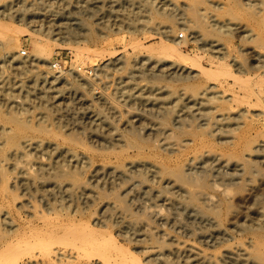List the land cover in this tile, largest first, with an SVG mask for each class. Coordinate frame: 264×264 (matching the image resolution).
Masks as SVG:
<instances>
[{
    "label": "bare ground",
    "instance_id": "1",
    "mask_svg": "<svg viewBox=\"0 0 264 264\" xmlns=\"http://www.w3.org/2000/svg\"><path fill=\"white\" fill-rule=\"evenodd\" d=\"M65 1L59 0L71 12H81L85 8L87 17L76 18L71 26L68 15L71 13L62 7L60 12L53 14L60 13L63 18L58 26L52 14L49 20L43 11H36L45 8L46 0H20L21 5L19 9L14 8L16 10L11 6H0V16H11L16 25L27 22L26 25L33 27L31 33L42 32L46 36L55 33L62 43L70 38L92 40L88 23L92 11L83 5V0ZM154 1L151 4L142 0L137 14H143L144 18L150 12L153 17L166 19V27L158 22L151 25L160 39L155 47L161 56L154 61L156 65L148 64L150 57L139 56L132 62L125 55L117 54L105 60L102 68L113 66L139 77L152 75L153 80L162 82L168 76L180 81L205 77L206 82L185 91L170 92L162 82L120 81L113 95L130 108L121 111L117 106L106 105L111 117L95 111L98 120L90 128L78 123L56 133L43 124L49 121L45 112L39 114L36 127L12 113L7 117L0 115V119L12 125L14 130L0 127L4 134L0 141V264H173L175 256L181 253L189 256L185 261L182 259L184 264H216L222 259L231 264H264V156L260 154L264 151V133L260 134L262 138L246 134L235 137L232 128L242 125L238 120L245 112L230 115L213 105L215 101L234 100L232 95L220 90L218 82L225 77L236 78L244 72V62L229 55L228 60L212 61L210 69H206L201 64V57L183 54L179 48L180 39L170 37L174 31L170 24L183 26L182 30L190 35L203 29L205 36L216 40L206 42L200 32L191 35L192 39L200 41V45L213 54L227 55L219 40L238 31L244 34V39H259L251 53L264 68V55L257 50L264 49V0L254 10L250 0L246 3L241 0ZM242 13L247 14L253 27L238 23L237 18ZM98 31L96 39L105 41L103 27ZM31 33L38 56L24 61L16 52L7 51L4 57L13 71L22 69L28 62L34 65L49 62L46 43ZM0 35L6 42L13 41L5 24L0 23ZM107 50L108 47L102 49ZM51 65L55 70L57 66ZM46 68L47 71L41 73L43 85H39L43 86L40 88L47 99L66 83L59 80L61 75L54 76L52 67ZM78 78L71 88L75 92L88 85L83 77ZM6 79L0 70V105L12 110L20 106V101L10 88L4 89ZM57 81L61 82L59 87ZM246 88L249 96L264 106V70ZM52 99L54 107L56 98ZM99 99L106 97L101 94ZM35 135L49 136L51 140ZM209 138L227 145L228 149L217 152ZM91 143L100 146L93 148ZM99 148L104 154L98 153ZM111 154L115 156L114 162H106V159L95 163L96 158L104 159ZM67 169H75L73 171H78L79 176L89 170L91 176L87 180L68 176ZM166 206L169 210L176 209L178 217L189 211L193 217L208 222L209 229L202 228L199 235L196 234L198 228L190 227V232L197 238L209 234L215 242L227 241L230 234L239 233L248 237V242L239 239L233 245H226L221 256L189 244L182 243L181 247L177 241V245L172 242L168 245L166 236H170L162 227L166 225ZM239 206L244 207L247 214L234 221L229 217L233 208ZM86 213L89 220L84 223ZM106 222L123 224L120 233L117 231L123 237H142L141 243L147 239L155 245L134 248L137 254L143 253L142 259L138 258L135 252L122 248V243L119 245L120 241L114 240L115 236H110V229L108 234V230L101 232ZM226 222L232 229L225 228ZM128 238H125L127 242ZM170 238L174 240V237ZM170 254L174 255V261L167 258Z\"/></svg>",
    "mask_w": 264,
    "mask_h": 264
},
{
    "label": "rangeland",
    "instance_id": "2",
    "mask_svg": "<svg viewBox=\"0 0 264 264\" xmlns=\"http://www.w3.org/2000/svg\"><path fill=\"white\" fill-rule=\"evenodd\" d=\"M135 1L136 0H134V2ZM141 1L142 0H137V2L134 3L132 0H83V5H86L87 8H89L92 11V15H90V19H88V23L90 25V28L92 29L93 39L89 41H84L77 38H70L66 41V43H62V41L60 40L61 37L58 35L55 36V33H53V35L51 36L50 35L46 36L42 32L37 34L31 33V31H33L32 30L33 27H29L30 24L26 25L28 24L27 22L21 25H16L14 24V19L11 16L7 14L5 15V17L0 16V23L8 26L9 34L12 35L13 37V41L9 43L6 42L4 36L0 35V60H2V62L0 63V67L3 66L2 69L0 70L3 72L4 78L7 77V79L5 80L7 84L4 86V89L7 90L8 88H10L12 93L14 94V97L16 96L15 98L18 101L20 102L22 101L21 103L19 102L20 106H17L12 110H9L5 106L0 105V115L7 117L8 114L12 113L21 121L27 123L30 126L36 127L39 122V120H37L39 118V114L41 112H45L49 116V121L43 124L48 127V130L58 133V132H62L67 128H72L73 126L75 127L78 123H80V125H84L87 128H90L91 124L96 123V121L98 120L95 114V111L97 110L98 112L101 113V115L104 116L107 115V117H111L109 108L106 105L110 106L112 104L113 106H117L121 111H125L126 109H129L130 107L125 106V104L124 103L122 104L118 99L116 100L115 96L113 95L114 89L118 87L117 84L120 81L121 82L131 81V83L139 82V84H145L146 82H148L146 84H152L153 82L156 84V82L159 83L162 81H158L156 80V78H154L155 80H153L152 75L151 77H149L150 75L146 77H142V76L139 77V75H136V73L130 74L129 71L117 70L118 68H115L113 66L112 67L110 66L109 68H105V69H103L102 67L104 62H106L105 60L117 54L125 55L132 62L134 61L135 58H138L139 56L140 57L145 56V58L150 57L148 58V60L150 59L151 61L150 62L148 61V64L150 63L152 64V66H155L156 65L155 63L159 60L160 55L155 47L159 44L160 39L159 36L156 34V30H154L153 26L151 25L156 24L158 22L161 23L162 26L166 27V19L159 16L153 17L151 14H149L150 12L146 13L147 17L144 18L142 17L143 14H137L138 8H140L142 5ZM146 1L151 3L154 0L152 1L146 0ZM181 1L185 2V0L184 1L181 0ZM215 1L222 2L224 0H215ZM238 1L240 2V0ZM243 1H245L246 3L247 0H241L242 3H244ZM261 1L262 0H250L251 3L250 5H252L253 10L260 7L259 3H261ZM56 3L57 5L59 4L58 5L59 7H57ZM64 4L65 3H63V5L60 4L59 0H46L44 4L45 6L44 9L45 11L48 12L46 13L44 9L38 10L39 8H37L36 11L38 12L43 11L44 13L43 12L41 13H43L49 20H51V14H52L53 17L52 19H54L56 25L60 26V24H62L63 22V18L62 19L60 18V13L54 16L53 14L60 12V10L63 9L62 7H65L64 8L65 10L66 4L65 5ZM151 4H149L150 7ZM255 4H257V6H254ZM19 5H21L20 0H11V1L0 0V6H11V8L13 9L18 7L19 9L20 7ZM155 5H158V3L156 2ZM1 10L2 9L0 8V11ZM67 10L69 9L67 8L65 10L67 13H71L68 14L71 19V23H70L71 26L73 25V23L75 24L76 18L87 17V15H85L86 14L85 8L82 9L81 12L75 11V13L74 11H72L73 12L72 13L71 10L69 11ZM237 19H238V23L241 26L247 27L248 25V27H253V24L248 18L246 13L244 14L242 13V15H239ZM39 20L40 18H37V21ZM69 22L70 21H68V23ZM170 26L172 29H174L173 33L170 34L171 38L177 40L179 39L178 37L181 33H184V35L186 34L185 35L186 38L184 39V41L181 39L179 40L180 42L179 48L181 52L191 57L194 56L201 57L202 58L200 59L201 64L206 69L208 68L210 69L212 61L216 62L219 60L220 62H224L225 60H228L229 57H235L236 59L239 58L241 59V61L239 60L240 62H244L243 63L245 69L244 72L240 74H238L239 72H237L238 76L236 78L225 77L220 79V81L218 82V87L220 88V90L225 91L226 94L229 93V95H232L234 100L231 101L230 99L231 102H229V100L228 101L226 100L227 102L215 101L213 102V105L218 106L221 112L229 113L230 115L240 114L241 111L245 112V115L242 114V117L244 115V118L242 119L241 117L242 120L241 119L238 120V123H242V125L235 126L232 128L231 132L232 134H234L235 137H240L246 134L251 136L256 135L259 136V138H262L263 135L260 134L264 133V106L259 102H257L255 97L249 96L246 88V86H248V83L255 80L256 77L259 74H261V72L264 70L263 63L259 62V60L256 61V59L253 58V55L251 53L252 48L255 49L259 39L256 37L254 41H251V39L248 40V38L244 39L243 38L244 34H241L238 31H232L228 36L221 37L219 40V42L223 45V47L226 48L227 55L225 54L218 55L211 53L210 50L207 51L206 48L200 45L201 42L197 41V39H192L191 35L192 36L197 35L196 34L197 32H200L201 35H204L203 29L195 30L196 32L192 30L194 31L195 34L192 33L190 35V32H186L182 30L183 26L180 25L175 26L171 24ZM102 27L104 29V34L102 36H104L105 41H100L96 39V35L100 33V31L98 30ZM28 32L34 34V36L36 35L35 36L37 37L36 39L42 40L43 43H46L47 58H49V62L47 65H42V64L34 65L28 62V64H25L26 66H24L23 64L22 69L18 71L17 70L13 71L11 67H8V63H6V59L4 57L7 51L16 52V54L20 56L21 60L24 61H29V59H31L32 57L38 56V53L35 49L34 40L31 37L30 33L28 34ZM204 32L206 33L205 30ZM214 40L216 39L211 36L204 35V41L210 42ZM106 47H108V50L105 52L102 51V49ZM203 48L205 51L202 50ZM257 50L264 55V49L261 50L257 49ZM154 61L156 62L154 63ZM132 62H131V68H133L134 70V64ZM51 64L57 66L55 70H53L54 67ZM47 66L52 67L54 76L57 75L58 77H60L61 75V78H59V80L62 82L64 81V83L66 84H64L65 88L63 87L64 85H62V87L61 86L60 87L63 89L61 90L60 88L57 90V91L61 90L60 93L56 91L50 96L48 95L49 97L47 96L46 99V95L42 93L43 92L41 90L42 88H40L43 86L40 85L42 84L41 80L43 78V76H41V73L47 71L46 68ZM131 75L137 76V79H135L136 78L135 76H134L135 78L133 77L135 80L131 78L134 82L130 79ZM79 76L83 77L87 81L88 85L84 86V88L82 87L83 89H80V91L75 92L71 88H74L73 87L75 86L74 83L76 84V82H78L77 80L79 79L78 78ZM165 78H164L165 80L162 83H166V88L170 92L177 90L185 91L192 86L204 85V83L207 80L205 77L202 78L199 77L187 81L172 79L169 76ZM50 80L52 81V79ZM60 81L56 82V84L59 82L57 84L58 87L61 83ZM149 81L152 82L150 83ZM34 82L36 84L33 85ZM67 84H69V86ZM34 86L36 89L33 88ZM67 86L69 88H67ZM29 87L31 90L29 89ZM32 89H34V91ZM28 91H33V92L31 93ZM262 92L264 94V88L262 89ZM101 94L104 95L106 99H99ZM51 96L52 98L53 97L56 98L57 107L55 105L53 107L52 104L54 100L51 98ZM259 112L261 113L259 114ZM256 114H258V116H256ZM125 118L127 119L126 115ZM2 126L7 130L8 129L13 130L12 125H10L5 120L0 119V127ZM34 137L37 138L45 137V139L51 140L49 139L50 138L49 136H44V135H35ZM3 139H4V134L0 132V141H2ZM209 140L214 144V148L217 152L223 153L228 149L227 145H223L222 143L217 142L213 138H209ZM92 144L93 143H91V145ZM96 144L95 143L93 144V148H98L100 146V144L98 143ZM97 150H99L98 152L99 154L103 153L102 151H100V148ZM261 152L262 153L260 154L264 156V151ZM129 154L132 155V153ZM111 155L110 156L108 155L109 159L108 156L104 157V159H102V157L101 158L98 157V159L96 158L95 163L104 162V160L106 159H107L106 162H112L115 156L113 155L111 156ZM73 170L75 169L66 170L68 176L69 174H71L79 178H84L86 180L91 176V172L89 170H86V173H84L83 176H79L78 171H76L77 172L76 173ZM171 210H169V208L166 206V225L162 226L164 227V229H166V233H168L170 237H174L173 238L174 240L172 239L173 241H171V238L170 237L168 238V236H166V242L168 245L171 244V242L174 245H177L178 242L181 247L183 246L182 243L189 244L195 246V248L196 247L199 248L200 250L205 249L204 251L207 250L206 251L207 253H214L216 255L221 256L220 252L225 249L226 245L229 244L233 245L240 240L243 242L244 241L248 242L247 240L248 237L242 236L239 233H233V235L230 234V237L229 239H227V241H222V240L216 241L217 243L219 242L218 245L215 242L216 239H214V237H210L209 234L206 237L197 238L195 234H192L190 232L191 228L194 230L198 228L196 230L197 231L196 234L199 235L200 231L201 232L203 231L202 228L206 227L209 229L208 222L198 217L196 218L193 217L191 212L189 214V211L186 213H182V217H178L175 214L176 209H171ZM87 213L84 214L85 217V218L83 217L84 220L82 219L84 223H86L89 220V215H87ZM246 214L247 213L244 207L242 206L234 207L233 212L231 213L229 218L234 219L235 221L237 219H241V217ZM85 215L87 216V218ZM229 218L227 222L229 221ZM227 222L225 223V228L232 229L230 228V225ZM111 224L112 223L107 224L106 222L105 226L107 225L108 228L103 226L101 230L104 231V229L105 228L106 229L104 232L103 231L101 232L106 233V231L108 230L107 231L108 234L110 229V233H112V234L109 233L110 236L112 235L113 236L112 238H114L115 236L114 240L116 239L120 241L117 242L119 245L122 243L121 244L122 248L130 250L137 254V251H135L134 248H139L140 246L150 247L155 245L154 243H151V241L147 239H145V241L141 243V241L144 239L142 237H139V239L133 237L131 238L123 237L119 234L120 233L119 228L120 226H123V224L120 225L116 224L118 227L115 224H112V226H115L112 227L110 226ZM122 237L124 239H122ZM125 238L126 240L127 238L129 239L128 242L125 240ZM140 238H142V240ZM133 239L134 241H132ZM123 240H125L126 242H123ZM137 241L139 243H137ZM138 254L136 256L138 258H141L143 253L140 252ZM178 256L177 255L175 256V258L177 257L176 258L177 260H178ZM187 256L188 254L181 253L178 262H176V259L174 261V255L172 254L168 255L167 258H169L170 261H174L173 264H177V263L184 264V261L189 258V256L188 258ZM182 259L185 260L183 261ZM206 264H208V262ZM216 264H231V262L227 259H222V260H218Z\"/></svg>",
    "mask_w": 264,
    "mask_h": 264
},
{
    "label": "built area",
    "instance_id": "3",
    "mask_svg": "<svg viewBox=\"0 0 264 264\" xmlns=\"http://www.w3.org/2000/svg\"><path fill=\"white\" fill-rule=\"evenodd\" d=\"M179 39H181V40H184V39H185L184 33H181V34L179 35Z\"/></svg>",
    "mask_w": 264,
    "mask_h": 264
}]
</instances>
